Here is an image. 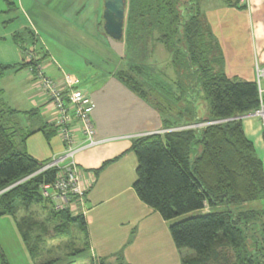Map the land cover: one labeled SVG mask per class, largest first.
<instances>
[{"label": "trees", "instance_id": "16d2710c", "mask_svg": "<svg viewBox=\"0 0 264 264\" xmlns=\"http://www.w3.org/2000/svg\"><path fill=\"white\" fill-rule=\"evenodd\" d=\"M128 6L127 46L139 49L148 42L162 43L172 54L180 79L183 92L176 99L191 93L185 91H190V84L208 103L207 115L200 117L197 100L192 98L183 113L192 119L189 123L165 118L168 131L133 139L131 150L138 160L136 194L164 220H176L170 225L176 247L195 253L184 257L183 264H264V206L250 205L264 201V162L245 134L243 119H233L260 107L257 84L228 78L220 47L202 21L198 0H129ZM9 68L0 65V72ZM129 68L130 74L127 68L121 69L118 78L158 110L148 99L152 92L145 93L139 82L138 76L148 80L146 69L142 65ZM156 87L167 92L161 84ZM13 113L0 96V216L16 215L17 201L25 210L49 204L56 215L77 224L84 234V247L74 254L89 250L85 217L57 210L42 194V187L56 180L58 170L38 172L48 160L18 151ZM204 123L211 124L183 128ZM206 208L208 213L190 215ZM22 221L19 227L28 245ZM39 245L40 241L28 245L34 259ZM0 264H8L1 249Z\"/></svg>", "mask_w": 264, "mask_h": 264}, {"label": "crops", "instance_id": "0c3cea01", "mask_svg": "<svg viewBox=\"0 0 264 264\" xmlns=\"http://www.w3.org/2000/svg\"><path fill=\"white\" fill-rule=\"evenodd\" d=\"M31 1L36 3L33 5ZM64 1L0 0V65L10 67L3 74L0 72V96L14 112L11 120L18 151H26L39 161L50 160L64 152V144L56 132L55 109L49 103L34 74L26 72L27 50L36 48L46 55L42 64L46 74L53 79L61 81L65 73L70 74L76 81L75 87L95 100L93 120L98 137L105 140L95 148L79 152L78 157H75L77 165L85 172V179L94 183L95 177L98 178L99 175L95 171L100 169L98 167L106 159L126 154L137 136L160 133L164 130L166 117L150 102L127 88L118 78L117 68L109 72L91 73L84 78L72 73L70 66L73 64L66 60L62 61L61 51L53 49L57 45L51 44V36L60 38L59 34L52 33L58 32L54 20L58 21L59 15L63 20L61 5H64ZM198 2L202 21L213 33L222 52L228 78L255 82L256 64L264 65V0H253L250 9L241 6L239 0H225L219 7L206 9L200 0ZM37 3H40V6H37ZM95 3L96 9L99 7L103 13L104 0H95ZM48 6L52 7L46 8ZM75 6L76 2L70 0L69 8L74 9ZM87 8L86 1H83L69 15L78 19L87 12ZM89 22L90 20L84 24V20L78 19V28L81 30L82 26L86 25L88 31ZM61 24L64 25L63 22ZM98 24L105 33L103 17ZM96 31L97 27L94 29V32ZM124 38L114 42V39L107 35L102 36V41L108 49L116 50L122 57L128 50ZM40 40L42 44L39 45ZM152 47L155 55L157 54L161 62L170 67L174 78L177 79L178 73L172 54L157 41ZM82 58V63L88 64L89 61L85 57ZM80 68L82 66L76 67ZM163 86L166 87L165 84ZM243 127L246 136L253 142L257 154L264 162L262 120L255 117L245 118ZM82 139L83 137L79 136V140ZM93 183L87 193L84 209L79 208V213L73 214V216L82 214L85 217L90 256L98 264H156V231L150 233L155 237L148 236L143 239L141 235H137V230L144 232L151 224L150 216L158 211L144 203L138 195L139 199L133 198L131 201L136 208H140L141 213L138 215H134L133 212L127 215L126 210L116 211L113 207L93 203L91 201L95 190ZM254 203H258V207L264 206V201ZM209 211L210 209L206 208L190 215L205 214ZM8 217H13L14 220ZM1 219L4 222L0 224L8 223L10 231L19 232L23 237L16 215L5 214L0 216ZM154 221L156 222V219ZM144 241L146 242L143 243ZM186 251L180 250L179 261L172 264H183Z\"/></svg>", "mask_w": 264, "mask_h": 264}, {"label": "rangeland", "instance_id": "374dc122", "mask_svg": "<svg viewBox=\"0 0 264 264\" xmlns=\"http://www.w3.org/2000/svg\"><path fill=\"white\" fill-rule=\"evenodd\" d=\"M74 1L76 2V6L83 1H86L88 5L87 12L78 18L84 20V24L90 20L87 25L89 26L88 31L86 25H83L81 30L78 28V19L73 15H69V13L71 14L75 10L76 6L74 9H70V0H65L64 5H61L63 6V20L60 15L58 16V21L54 20V26L58 28V32L52 33L59 34L60 38L51 36L52 46L57 45L53 49H57L62 53V58L60 59L73 64L70 66L72 73H77L75 74L76 76L84 78L91 73L109 72L116 68V71L119 72L121 69L127 68L128 73L126 74H130L129 67L140 64L145 67L146 73H148V80L138 76L139 82H142L140 84L143 85L145 93L149 94L152 92L153 95L149 96L148 99L155 106H158V110L168 120L176 124L189 123L192 119L188 115H183V113L189 108V100L192 98L197 100L196 106L199 115H207V101L202 98L203 94L195 92L197 90L195 87H193L194 89L190 87V84L188 85L190 91L188 89L185 91L191 93L184 95L180 100L176 99L183 92L178 84L180 81L179 76L175 79L170 67L166 63H162L157 54L155 55L151 42H148L147 46H144L142 50L130 46L124 52L126 57L124 55V57H120V54L116 50L112 51L108 49V46L106 47L102 41V36L107 35L99 27L98 22L103 17V13L99 7L96 9L95 0ZM200 2L203 4L204 9H206V7H219L225 0H200ZM31 3L34 5L36 2L31 1ZM37 6H40V3H37ZM50 7L52 6L46 8ZM68 18H70V22ZM62 22L64 25L61 24ZM96 27L97 31L94 32ZM114 42L119 41L114 40ZM40 44H42L41 40ZM58 44H60L59 47ZM82 57H85L89 61L88 64L82 63ZM80 66L82 68L76 69V67ZM26 72L32 74L29 68L26 69ZM158 83H161V87L169 94L163 90H159L156 87ZM137 164V156L131 148L127 150L126 154L123 153L120 156L106 159L98 167L100 169L95 171L99 175L98 178L95 177L96 180L93 183L95 190H93V200L91 201L97 204L100 203L104 207H113L116 211L126 210L127 215H131L132 212L134 215L140 214V208H136L131 202L133 198L139 199L133 188V184L137 179ZM252 206L258 207L259 204L253 203ZM15 207L17 212L16 217L18 221L23 220V227L29 235L28 245L32 247V245L35 246L40 241V249L35 251L37 257L34 259L31 256L29 246L24 242V237L19 232L14 233L10 231V228L7 227L8 223H2L0 224V249L8 264H47L55 260H57L55 263L50 264H98L90 256L88 250L77 255L74 254L73 251L81 250L84 247V234L77 227V224L68 223L64 216L56 215L49 204H34L30 209L25 210L20 201H17ZM145 207L148 206L145 205ZM154 214L150 216L151 224L149 227H146L144 232L137 230V235H141L143 239H146L148 236H153L150 233L155 230L156 264L178 262L180 250L176 247L170 232V225L176 220H164L158 212ZM8 218L13 219V217ZM155 219L156 222L154 221ZM0 222H4V220L1 219ZM38 236L41 237L40 240H38ZM185 250H187L186 255H184L185 257L195 254L189 249Z\"/></svg>", "mask_w": 264, "mask_h": 264}, {"label": "built area", "instance_id": "2783aa9c", "mask_svg": "<svg viewBox=\"0 0 264 264\" xmlns=\"http://www.w3.org/2000/svg\"><path fill=\"white\" fill-rule=\"evenodd\" d=\"M253 0H239V4L247 9ZM42 57L36 48L26 52L28 68L38 80L49 103L56 112V132L64 144V152L54 156L43 165L38 172L57 169L56 180L42 187V194L53 201L57 210H70L79 213V208L85 206L86 196L92 183L85 179V172L77 165L75 157L81 151L102 144L93 120L96 108L95 100L85 92L75 87L74 78L65 73L63 80L58 81L46 74ZM255 83L258 86L260 107L254 112L233 119L255 117L264 124V65L256 64ZM230 120V119H229ZM206 124H195L183 128H197ZM168 130H162L160 133ZM79 136L83 139L80 141Z\"/></svg>", "mask_w": 264, "mask_h": 264}, {"label": "water", "instance_id": "95a60500", "mask_svg": "<svg viewBox=\"0 0 264 264\" xmlns=\"http://www.w3.org/2000/svg\"><path fill=\"white\" fill-rule=\"evenodd\" d=\"M128 0H104L103 28L114 40L121 41L125 36Z\"/></svg>", "mask_w": 264, "mask_h": 264}]
</instances>
